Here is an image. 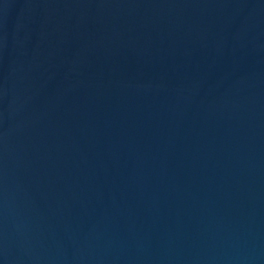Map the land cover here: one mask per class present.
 Segmentation results:
<instances>
[{
	"label": "water",
	"instance_id": "1",
	"mask_svg": "<svg viewBox=\"0 0 264 264\" xmlns=\"http://www.w3.org/2000/svg\"><path fill=\"white\" fill-rule=\"evenodd\" d=\"M0 264H264V0H0Z\"/></svg>",
	"mask_w": 264,
	"mask_h": 264
}]
</instances>
